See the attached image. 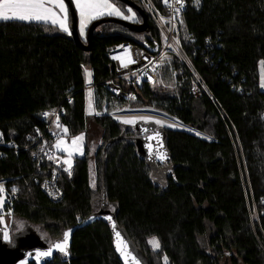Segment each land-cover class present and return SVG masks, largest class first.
<instances>
[{
  "label": "trees",
  "instance_id": "trees-1",
  "mask_svg": "<svg viewBox=\"0 0 264 264\" xmlns=\"http://www.w3.org/2000/svg\"><path fill=\"white\" fill-rule=\"evenodd\" d=\"M185 2L181 47L212 100L192 94L173 55L161 64L158 80L143 81L130 102L107 91L104 84L115 71L106 57L109 48L132 43L149 52L159 44L149 18L140 33L101 24L89 52L50 23L0 20V180L9 179L6 188L17 189L9 217L34 226L40 241L50 245L70 225L97 212L104 193L105 209L115 212L117 226L147 264H165V257L167 264H264V92L256 72L259 62L264 68V0H200L198 8ZM136 15L133 23L140 24ZM102 18L112 17L93 21ZM84 67L92 72L98 108L104 100L123 108L149 107L192 130L162 128L163 165L139 156L134 125L86 114ZM56 108L67 138L84 133V144L72 175L60 173L62 198L52 202L40 184L52 168L61 167L35 155L42 144L37 132L48 138L41 115ZM91 119L102 145L93 158L96 191L89 166ZM9 234L11 242L15 232ZM153 237L160 242L156 251L146 243ZM71 240L68 257L56 255L43 264H122L105 220L76 230Z\"/></svg>",
  "mask_w": 264,
  "mask_h": 264
},
{
  "label": "built area",
  "instance_id": "built-area-1",
  "mask_svg": "<svg viewBox=\"0 0 264 264\" xmlns=\"http://www.w3.org/2000/svg\"><path fill=\"white\" fill-rule=\"evenodd\" d=\"M137 1L140 3L141 7H139L147 15V19L149 18L159 34L160 42L158 44V50L156 53L152 54L132 43H125L117 47L109 48L106 57L110 60L115 71L113 78L107 80L104 84L107 91L117 100L119 99L121 101L130 102L134 99L135 91H137L143 81L148 84H153L158 80V69L161 64L169 63V56L173 55L180 64L181 71L185 72L189 78L192 94L194 96L206 95L211 99L210 95H208L209 93L205 83L202 81L187 57V54L184 53L181 47L179 28L182 24L185 9L187 8L185 0H183V7H181L180 4H173V0H169V4H173L171 7L169 4L164 3L163 0L160 5L155 3L154 0ZM191 4L193 6L194 0H191ZM173 7L180 8L178 15L174 12ZM161 16L165 18V21H171V23L161 21ZM173 16L176 17L174 20L172 19ZM169 29H171V31ZM165 37H167V40H165ZM129 56L135 62L129 63L128 67H123L122 61L127 63ZM89 87L92 88V86ZM87 88L88 87H86V89ZM45 113H48V115L45 116ZM62 115L63 114L59 108H56L53 111H44L41 118L47 123L45 132L48 133V138H44V135L37 132V142H42L36 151L35 157L37 161L61 167L52 168L51 172L48 173L40 184L41 191L52 202H57L62 198V192L58 186L60 173L66 172V175H72V167L70 169L71 174H69V171L64 170L65 167H63V165L56 163L59 154L52 147L53 142L57 137H67V135H64L62 132L63 127H57V123L61 125L60 118ZM48 139L51 140L48 141ZM3 145V136L0 134V147ZM50 155L54 156L55 159H49L48 157ZM8 182L9 179L0 180V184H2L5 189L3 195L5 196V206L7 210H4V213L2 214L5 217H9V211L12 208L13 200L16 198V192L12 191L14 188L10 187V190L6 188ZM254 218L256 219L255 215Z\"/></svg>",
  "mask_w": 264,
  "mask_h": 264
},
{
  "label": "snow or ice",
  "instance_id": "snow-or-ice-1",
  "mask_svg": "<svg viewBox=\"0 0 264 264\" xmlns=\"http://www.w3.org/2000/svg\"><path fill=\"white\" fill-rule=\"evenodd\" d=\"M75 8L78 10L79 15V31L81 35L85 34V28L89 22L94 19H98L104 15H115L122 17L124 19H135V13L132 12L131 8H128V12L132 13L130 16H125L124 13L121 11L119 7L116 6L115 3L111 2V0H73ZM164 3L169 4V0H163ZM173 4H180L183 7V0H173ZM173 4H169V6H173ZM174 12L178 15L180 12V8L173 7ZM176 17L173 16L172 19L174 20ZM161 21L171 23V21H165L163 16L160 17ZM0 20H20L25 22H45L50 23L54 26H58L61 30L71 34L69 27H68V8L65 4V0H0ZM171 31V29H169ZM167 40V37H165ZM118 58V57H114ZM129 56L128 62L125 63L122 61L123 67H128L129 63H134ZM87 76L89 77V83L91 78V72L85 69ZM264 87V84H262ZM92 93L91 90L89 91V109L90 113L92 110V102H91ZM45 116L48 113L44 114ZM58 120V117H57ZM137 121H144L145 123L153 122L156 124H160L164 126V122L161 120L152 121L151 117L147 116H140V117H131V118H123L122 122L124 124H136ZM171 127L172 125H168ZM57 127L61 128L62 126L57 123ZM143 131L147 132L148 129H143ZM62 132L64 135H67L68 129L66 127L62 128ZM159 132H155L154 135L148 136L147 139L149 141L156 139L157 143L160 147H163L162 143L159 141ZM83 140L84 134L79 136H75L71 140V146L69 147L65 140L61 137L56 141L53 145L55 149L58 151H62L67 153V158L63 160V164L67 165L68 167L65 168V171H69L72 166V157L74 152H79L81 155L83 154ZM148 148L150 150V158H151V150L152 145L149 144ZM156 158L160 160L167 159L166 154L163 152H156ZM49 159H55L54 156H49ZM92 186L95 187V180L92 181ZM13 192L17 191V189H12ZM5 189L2 184H0V206H2L5 202L3 193ZM107 219H111V217H107ZM2 220V217H0ZM113 230L115 231L116 226L113 223L112 225ZM71 234V230L63 233V238L61 241L55 243L51 248L48 249L46 252H37L36 256H48L51 254L53 249L59 250L60 252L65 253L67 255V245L69 241V237ZM2 238L4 240L9 239L8 231H4L2 233ZM149 243L152 245L154 250L160 248V242L158 238L153 237ZM116 248L117 251L121 253V255L125 259V264H129V258L131 257V264H139V261L136 260L135 257L131 256V253L128 251V245L122 239L121 234L119 231H116ZM165 264H167V257H165Z\"/></svg>",
  "mask_w": 264,
  "mask_h": 264
},
{
  "label": "water",
  "instance_id": "water-1",
  "mask_svg": "<svg viewBox=\"0 0 264 264\" xmlns=\"http://www.w3.org/2000/svg\"><path fill=\"white\" fill-rule=\"evenodd\" d=\"M115 1H119L125 4L127 7L134 10L140 16L141 23L135 24L133 22H126L115 18H102L99 20H95L88 27L85 38L86 44H83L77 32V14L75 12V9L70 0H65L70 15V32L72 39L74 40L75 44H77L83 51L89 52L91 48V41H90L91 36L94 30L101 24L116 23L132 32H137V33L144 32L147 29L148 27L147 15L145 14L144 11H142V9L138 5L134 4L129 0H115ZM157 50H158V44H155V47L150 49L149 52L154 54L157 52ZM177 125H181V124H179L178 122ZM183 127L189 129L188 127L185 126ZM134 128L136 131L135 145L137 147V152L139 153V156L146 159L148 162L151 160L161 162L162 160L157 159L155 154L157 151L163 152L162 147L159 146L156 139L151 141L147 139L148 136L154 135L155 132H158L156 131V126L153 125L152 123H147V124L138 123L134 126ZM143 129H148L149 131L145 132L143 131ZM189 130L192 131L191 129ZM158 139L160 141L161 139L160 136ZM149 144L152 145L151 158H150V150L148 148ZM164 147H165V142H164ZM101 197H102L101 207L99 210H97V212L89 214L81 222L70 225L63 232L65 233L71 230V234L67 245V255H65V253L63 252H60L59 250L53 249L51 254L48 256H41V257L36 256L37 252H46L55 243L61 241L63 238V234L59 240L54 241L49 245L44 243L43 241H40V238L34 232V230L30 226H26V228L24 227V229H21L19 232L13 234V236L11 237V242H8V240H4L2 238V233L4 232V230L2 229L3 227L0 222V264H43L46 261H51L56 255H63L64 257H68L69 256L68 251L72 244L71 239L73 238L75 231L80 230L86 226L92 225L100 220H105L109 223L113 238V245L122 264H125V259L121 255V253L117 251L116 248V231L120 232L122 239L128 245V251L131 253V256L135 257L136 260L139 261V264H147L145 257L142 255L140 251H138L135 245L131 242L125 230L117 226L115 212H111L105 209L104 193H102ZM107 217H111V219H107ZM113 223L116 226L115 231L113 230L112 227ZM129 264H131V257L129 258Z\"/></svg>",
  "mask_w": 264,
  "mask_h": 264
},
{
  "label": "rangeland",
  "instance_id": "rangeland-1",
  "mask_svg": "<svg viewBox=\"0 0 264 264\" xmlns=\"http://www.w3.org/2000/svg\"><path fill=\"white\" fill-rule=\"evenodd\" d=\"M70 1L72 2V5H73V7L75 9V12L77 14V32H78V36H79L80 39L85 40V38H86V30H88V27L93 22V20L87 24V26L85 28V34L84 35H81V33L79 31V15H78V10L75 8V5H74L73 0H70ZM199 5H200V0H194L193 6L196 7V8H198ZM128 8L129 7H125V8L122 7V8H120L121 11L124 13L125 16H130L132 14V13L128 12ZM132 12L135 13L134 10H132ZM108 16H111L112 18H115V19H118V20H123V21H126V22H135L137 20L136 13H135V19H124L122 17L115 16V15H108ZM55 27L60 32V28L58 26H55ZM69 30H70V28H69ZM170 62L171 61H169V63ZM85 69H87L90 72H91V70H90L89 67H84L83 68L84 78H85V85H86V87H88L86 89V91H85L86 92V97H87V99H85L86 100V114L88 116L100 117V116H104L105 114H107V116L112 117V118L118 120L123 125L133 126V124H124L122 122V119L123 118H131V117H140V116L150 117L148 114H150V115L151 114H156V115H159V116L162 115L163 117L168 118L169 120H171L175 124H173L172 122H168L167 120H163L160 117H153V116H151L152 121L161 120V121L164 122V126H161L160 124H156V123H153V122H149V123H152L153 125H155L156 126V131H158L160 133V138H161L160 139V143H162V145H163L162 150H163V152L165 154H166V151H165V147H164V134H163L162 128H175L176 127V128H179V129H185L187 131H190L189 129L184 128L181 125H177L178 122L176 120H173L172 118L166 116L165 114H163V113H161L159 111H156V110H154L152 108H149V107H147V109L146 108H141V107H135V108L132 109L131 108V105H130L127 108H123V107H120L119 105H117L114 101L105 102V100H104V102L102 103V107L101 108H98L97 107V104L96 105L94 104V100H93L94 99V97H93V89L89 87V86H91V83H92L91 82L92 81V72H91V78H90V83H89V77L87 76V74L85 72ZM256 72H257V76H258L257 79H258L259 89L264 92V87H262V84H264V68H263L262 62H259L257 64ZM90 90H91V93H92V97H91L92 109H93V107L96 109L95 111H94V109H93V111L91 110V113H90V109H89V91ZM93 121L94 120L91 119L90 122L87 124V130H88V133L90 134L91 138L93 139L92 140V145L90 147V156H89L90 161H89V166H90L91 184H92L93 179L95 180V187L92 186V189L96 191V190H98L100 188V185L98 183V180H99V171H98V169L96 167V164H95L93 158H94V154L97 151V148H99L102 145H101V143L99 141V131H98V129H97V127H96V125L94 124ZM138 123H145V122L144 121H137L136 124H138ZM136 124H134V126ZM145 124H147V123H145ZM168 125H172V126L169 127ZM81 134H84V133H81ZM81 134H77L76 136H79ZM73 137H75V136H73ZM73 137H71V138L62 137V138L65 140L66 144L70 147L71 146V140H72ZM60 138L61 137H57L55 139V141L53 142V145ZM83 144H84V140H83ZM53 145H52V147H53ZM53 149L59 154V158L57 159L56 163L57 164H61V165H63V167L67 168L68 166L65 165V164H63V160L67 158V153L62 152V151H58L54 147H53ZM82 156H83V154L81 155L79 152H74L73 157H72V166H73L74 159L75 158H80ZM164 162H165V160H162L161 161L162 165L164 164ZM97 196H98V194H96V197ZM3 197H4V200H5V196L4 195H3ZM5 202H6V200H5ZM3 213H4V204L2 206H0V217H2V220H0V222H1V225L3 227L2 229L4 231L6 230L9 233L11 231H13V232L17 233L21 229H24V227L26 228V226H29V225L25 224L22 221L13 220L12 219V216H11V218L10 217H5L4 215H2ZM30 227L33 230H35V232L38 234V237L40 236L39 238H43V236H41L39 234L38 230L34 226H30ZM150 240L151 239H148L146 243H147V245H149V248H152L153 249L152 245L149 243ZM153 261L155 262L156 259L153 260Z\"/></svg>",
  "mask_w": 264,
  "mask_h": 264
},
{
  "label": "bare ground",
  "instance_id": "bare-ground-1",
  "mask_svg": "<svg viewBox=\"0 0 264 264\" xmlns=\"http://www.w3.org/2000/svg\"><path fill=\"white\" fill-rule=\"evenodd\" d=\"M150 117L151 116H153V117H160V118H162L163 120H167L168 122H172L171 120H169L168 118H166V117H163L162 115L161 116H159V115H156V114H148ZM173 124H175L174 122H172Z\"/></svg>",
  "mask_w": 264,
  "mask_h": 264
},
{
  "label": "crops",
  "instance_id": "crops-1",
  "mask_svg": "<svg viewBox=\"0 0 264 264\" xmlns=\"http://www.w3.org/2000/svg\"><path fill=\"white\" fill-rule=\"evenodd\" d=\"M68 27L70 28V26H69V22H68ZM61 30V29H60ZM61 31H63V30H61ZM92 111H93V109H92ZM89 117H93V116H89Z\"/></svg>",
  "mask_w": 264,
  "mask_h": 264
}]
</instances>
